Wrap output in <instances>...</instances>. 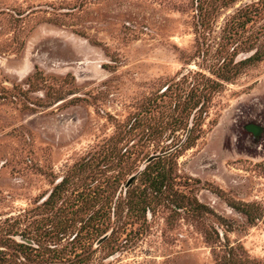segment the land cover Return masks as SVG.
<instances>
[{
	"label": "rangeland",
	"instance_id": "obj_1",
	"mask_svg": "<svg viewBox=\"0 0 264 264\" xmlns=\"http://www.w3.org/2000/svg\"><path fill=\"white\" fill-rule=\"evenodd\" d=\"M151 157L177 200L138 216L127 190H147ZM0 249L22 264H264V0H0Z\"/></svg>",
	"mask_w": 264,
	"mask_h": 264
},
{
	"label": "trees",
	"instance_id": "obj_2",
	"mask_svg": "<svg viewBox=\"0 0 264 264\" xmlns=\"http://www.w3.org/2000/svg\"><path fill=\"white\" fill-rule=\"evenodd\" d=\"M259 58L260 55L258 54V52H255L252 56H249L248 58L239 61L237 64L238 65L245 64L253 60H259ZM237 64H234V66L231 67L230 71L217 74L218 77L224 81H228L229 79H231V77L234 76L237 72V69L235 67V65ZM213 83L217 84L218 82L216 83L214 81ZM201 102L202 104L199 105ZM203 105H204V99L203 100L200 99L199 93L193 91L188 95L187 107L189 113H191L192 111H194V113L197 112L200 113ZM192 129H193L192 127L188 128L187 135L183 140V142L180 143L179 148L187 149L191 147L192 143L195 140V137L192 135ZM140 178L143 179L148 184L147 190L145 189L142 192L133 191L134 189L129 191L127 190L128 207L130 211L133 212L134 214H137L138 216L141 214L142 216H144L146 214V211L153 207V204L155 203L157 198L164 197L168 201H172V202L177 200L172 198L174 195H171L170 197V195H168L167 193V189L169 188L170 185L171 174L169 167L166 166L165 162L161 157H158L157 159L151 160L149 163H147L144 169L140 173ZM65 183H66V179H63L61 180V182H59L54 186L48 198L46 199L45 204L50 205L52 207L55 205L56 201L59 198L60 191L62 190ZM194 201L197 207L200 208L204 207L197 200ZM99 215H100V210L99 209L94 210L88 216L87 220L89 221L92 219L99 220ZM64 228L60 227V230ZM95 229L96 230L100 229L99 232L103 231V228L101 226L100 228H98L97 226ZM42 236L43 234H41V237ZM12 245L14 246V249L19 253V255H21L26 259H29L32 250L36 252L34 254V257L31 259H34L35 256H37V250H35V248L30 246L29 244H26V242H16L12 240ZM0 264H22V263L20 260L13 258L12 255L9 254L4 249H0Z\"/></svg>",
	"mask_w": 264,
	"mask_h": 264
},
{
	"label": "water",
	"instance_id": "obj_3",
	"mask_svg": "<svg viewBox=\"0 0 264 264\" xmlns=\"http://www.w3.org/2000/svg\"><path fill=\"white\" fill-rule=\"evenodd\" d=\"M152 159H153V157L149 158V159H148V162L151 161ZM131 179H132V178H131ZM131 179H130L129 181H131Z\"/></svg>",
	"mask_w": 264,
	"mask_h": 264
}]
</instances>
